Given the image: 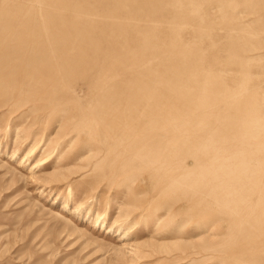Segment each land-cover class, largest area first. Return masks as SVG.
<instances>
[{
	"label": "bare ground",
	"instance_id": "bare-ground-1",
	"mask_svg": "<svg viewBox=\"0 0 264 264\" xmlns=\"http://www.w3.org/2000/svg\"><path fill=\"white\" fill-rule=\"evenodd\" d=\"M5 1L0 3V152L4 151L9 141H5V136L11 138L15 132V146L10 159L17 161V165L11 164L13 171L4 176L0 183L4 204L11 200L9 198L13 194L22 195L17 203H24L29 193V181L40 185L41 193L47 190L51 193L65 185L67 192L63 207H68L76 194H83L86 197L83 202L86 203V209H83L80 201L73 205L71 212L88 216L93 227H105L126 237L136 238L145 230L153 228V237L160 238L172 232L167 229L168 219H171L170 223L179 222L172 216L178 203L193 199L197 201L196 207L202 211L196 215L215 212L214 216H204L196 225L198 229L212 227V230L218 231L223 223L228 222L223 242L226 237L225 243L232 242L233 237L247 240L246 249L240 255H229L234 264H262L263 255L259 254L264 253L261 248L264 246L261 245V237L264 236V202L259 201H264V120L257 116L248 126L246 120L241 118L242 122L238 121L241 126L238 128L226 127L217 132L216 136L208 134L211 128L206 126H210V123L191 119L190 115L176 119L168 111L172 107L181 106L182 101L166 100V113L158 109L157 106L164 103V95L155 93L149 83L147 86L141 83L148 82L156 72L151 70L153 67L148 68V71L135 72L129 62L136 61L138 56L145 53L126 48L118 35L110 33L105 36L100 30L77 29L76 24L73 27L67 23V29L56 30L54 38L52 30L47 29L48 40L44 41L47 45L41 46L38 25L36 27L34 24L32 30L26 28L20 2L17 1L19 5L12 9ZM257 1L260 0H246V9L254 8ZM237 5L236 0L229 4L233 33L231 59L238 62L264 58V52H256L260 48L257 45L252 44L253 49L240 46L238 32L244 31L241 38L246 42L253 38L246 37V22H238L234 18L233 12ZM78 16L72 17L69 22L80 21L85 25L91 23L89 18ZM151 43L148 55L154 54L158 64L166 63L171 48L166 43ZM199 59L194 56L195 66L201 61ZM190 62L185 61L183 65L192 64ZM169 74L162 86L175 90L178 98H185L190 90L183 84H174L176 75ZM204 76L200 75L204 82L199 87L205 91H212V86L220 83L207 81ZM81 93H87V96ZM163 93L167 92L163 89ZM138 95H145L144 101L149 96L155 107L150 114H143L141 119L136 111L124 106L123 111L120 107L122 98L131 103L130 99ZM17 96L25 101L24 104L33 103L24 110L10 106L9 102ZM42 107L52 111L50 114L36 115ZM20 144L26 147L22 156H18L17 152ZM102 149L106 152L104 155ZM39 152L41 155L31 162V158ZM69 154H74L73 159L65 162ZM189 156H193L192 164L188 161ZM7 163L2 165H9ZM70 163L79 168L72 171L73 168L66 167ZM52 164H55V168L50 175L55 179L46 181L43 179L45 172ZM19 165L27 167V175L18 168ZM115 165L125 174L119 186L123 184L132 193L136 183L142 179L141 174L147 173L149 179L155 180L151 184L159 190L161 202L156 201L152 207L139 204L132 206L131 202V206L123 204L117 217L110 220L114 200L120 196L119 192L117 195L110 192L112 195L105 204L95 201L98 181L95 179L94 182L91 180L93 185L86 184L84 180L87 174H83L93 169V172L102 176L105 171L100 172L105 166ZM81 169H85L80 174L82 179L79 184H74L76 182L70 172L75 173ZM208 175L213 180L207 179ZM204 179L207 190L203 191L200 182ZM95 183L97 187H94ZM159 184L162 187L159 188ZM256 193L258 195H254ZM209 197H212L211 201ZM95 207L96 212L93 211ZM245 208H248L247 213L243 211ZM53 215L64 223L70 220L59 211ZM188 215L180 218L181 222L190 223L194 214ZM221 242L219 244H225ZM147 244L124 242L123 247L130 249L133 255L130 263L142 264L151 256L149 251L141 249L150 246ZM200 257L192 256L191 260L199 262ZM202 257L212 258L208 255ZM228 259H222L221 264Z\"/></svg>",
	"mask_w": 264,
	"mask_h": 264
},
{
	"label": "rangeland",
	"instance_id": "rangeland-1",
	"mask_svg": "<svg viewBox=\"0 0 264 264\" xmlns=\"http://www.w3.org/2000/svg\"><path fill=\"white\" fill-rule=\"evenodd\" d=\"M3 1L5 0H0V3ZM17 1L22 6L26 28L32 30L34 24L36 27L38 25L37 29L41 32L39 34L41 46L47 45L44 41L48 40L46 34L48 30H52L54 38L56 30L67 29L69 25L76 24L77 29L100 30L105 36L110 33L116 34L126 48L145 53L141 57L138 56L136 61L129 63L135 72L148 71V68L153 67L151 70L156 73L148 82L141 83L143 86L149 83L155 93L164 95L162 96L164 103L157 106L163 113L167 111L164 108L168 107L165 105L166 100L168 102L182 101L181 106L168 110L173 117L180 119L190 115L191 119L206 121L210 123V126L206 127L212 129L207 133L213 136L226 127H240L241 123L238 121L242 122L241 118L243 121L246 120L248 126L257 116L264 120V58L238 62L231 59L233 33L230 18L232 11L229 4L232 0H11L5 2L13 9L19 5ZM236 3L238 5L233 12L234 18H237L238 22H246V37L253 38L246 42L241 38L244 31L238 32L240 46L253 49L254 47L251 46L253 44L260 47L256 52H264V0L257 1L254 8L248 9H246V0H236ZM77 15L83 19L89 18L91 23L89 22L88 25L80 21L70 23L71 18ZM152 41L166 43L167 47L171 48L166 63L158 64L154 54L148 55ZM194 56L201 60L196 66L193 63ZM185 61H191L192 64L183 65ZM173 70L175 72H168ZM169 73L172 76L176 75L174 84H183L190 90L185 98H178L175 90L162 86L166 77L170 76ZM202 74L206 75L204 78L207 77V81H220V83L216 82L217 85L212 86V91H205L199 87L204 82V79L200 78ZM195 76L199 78L195 79ZM163 89L167 93H163ZM81 94L87 96V93ZM143 96L145 97V95L133 96L130 99L131 103L128 99L122 98L123 103L120 107L123 111L124 108L136 111L141 119L143 114L148 115L155 109L153 100L146 96L144 101ZM24 103L25 101L22 98L18 99L17 96L9 102V105L24 110L33 102ZM51 111L52 109L42 107L35 114H50ZM201 134L204 133L201 132ZM14 138L15 132L11 138L7 139L5 136V141L9 140L6 143L7 148L0 152V183L4 176L13 171L11 164L17 165V161L10 159L12 148L15 146ZM25 148V145H19L18 156L24 154ZM184 150L188 152L187 149ZM102 151L104 155L106 152ZM39 155H41L40 152L31 158V162L35 161ZM73 155H67L64 161H70ZM192 157H188L190 164L193 163ZM5 162L9 163L7 165L9 169L2 165ZM54 165H50L47 169L44 180L54 178L50 175L54 173ZM66 167L73 168L72 171L79 168L73 163L67 164ZM18 168L27 175L26 166L19 165ZM84 170L70 172L71 178L76 182L74 184H79L78 182L82 179L80 174ZM103 172L104 175L99 176L98 172H93L92 169L83 175L87 174L84 180L86 184H92L91 180L94 182L95 179L98 181L99 187L96 183L94 184V187H97L95 201L105 204L111 193L114 192L113 194L117 195L116 193L119 192L120 196L114 200L110 220L117 217L123 204L131 206L132 203V206L139 204L152 207L155 206L156 201L161 202L162 196L159 197V190L157 191V187L151 184L153 181L155 183V180L149 179L147 173L141 174L142 179L136 183V188L134 187L133 192L130 193L123 184L119 186L125 174L119 167L117 169V165L105 166L100 173ZM207 179L213 180L211 175H208ZM262 179L264 180V176ZM161 185L159 184L158 187H162ZM39 188L40 185L29 181L26 201L20 204L17 201L22 195L13 194L9 198L11 200L4 204V196L0 194V264H132L130 262L133 255L130 249L123 247L125 241L146 242L150 245L141 248L142 251L151 253V256L141 262L142 264H221L222 259L227 257L229 259L223 264H234L229 255H240L247 246V240L243 237H233L232 242L225 243L228 238L226 237L223 242L228 222L223 223L218 231L212 230V227L198 229L196 227L198 222L202 221L206 215L214 216L215 212L196 215L202 211L196 207L197 201L193 199L182 200L173 209L172 216L179 222L170 223L171 219L167 220L169 221L167 229L172 231L171 234L156 238L153 237V228H150L136 238L135 236L126 237L118 231H110L105 227L95 228L88 216L74 215L71 211L75 203L81 201L83 209H86V203L83 204L86 197L83 194H76L69 206L63 207L67 192L65 185L59 189L60 191L54 189L51 193L48 190L41 193ZM200 189L207 190L206 179L200 182ZM254 197L257 198V196ZM209 200L211 201L212 197H209ZM259 202L264 201L262 199ZM94 209L93 211L96 212V207ZM55 211L62 212L71 222L64 223L56 219L53 215ZM243 211L247 213L248 208ZM188 213L194 214L193 220L188 224L187 221L181 222L180 218L185 217L186 214L189 217ZM257 213L261 215L258 209ZM253 230L257 233L255 229ZM220 242L225 244H219ZM261 245H264V236L261 237ZM261 248L264 249V246ZM206 255L212 258L202 257ZM259 255H263L262 264H264V253ZM192 256H201V260L192 262Z\"/></svg>",
	"mask_w": 264,
	"mask_h": 264
}]
</instances>
